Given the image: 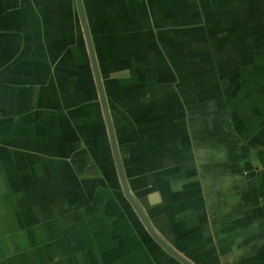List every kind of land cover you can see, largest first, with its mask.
<instances>
[{
	"label": "crops",
	"instance_id": "1",
	"mask_svg": "<svg viewBox=\"0 0 264 264\" xmlns=\"http://www.w3.org/2000/svg\"><path fill=\"white\" fill-rule=\"evenodd\" d=\"M158 1L81 0L93 44L94 37L103 33L116 46L138 42V50L150 54L153 43L159 41L162 46L172 47L169 50L173 53L174 9L168 7V2L160 6ZM183 19L188 23L189 18ZM69 43L80 53L81 63L69 61L73 58L66 49ZM84 43L74 0H0V217L4 219L10 213L12 222L16 218L20 224H29L30 235L41 251L40 257L33 250L28 256L30 247L23 249L26 256L22 260L14 259L12 253L5 254L0 264H181L151 238L122 190L118 200L124 201L123 213L118 222L112 221L116 230L111 226L107 229L112 217L106 216L103 188L98 189L101 192L94 190L91 200L103 206L102 211L93 212L103 214L101 224L85 223L75 216L78 211L69 216L61 211L66 206L79 209L76 190L69 193L64 188L69 182L73 188L83 178L84 173L73 162L78 161V154H87L79 139L84 132L79 125L83 129L91 125L85 121L84 110L95 114L91 126L94 137L102 143L103 155L107 153L113 160L106 126L103 130L105 122L100 123L101 106L99 100H94L95 83L89 58L84 59V55L88 56ZM262 48L254 49V53L261 56ZM157 51L158 48L154 50ZM254 53L249 54L254 57ZM158 54L164 57L166 50ZM98 65L102 75L99 62ZM82 75L91 82L84 83ZM158 89L161 91L153 99L154 105L158 107L156 111L164 113L159 129L169 136L166 125L174 122L173 134H184L185 113L186 109L191 113V105L186 103L184 93L182 99L174 93L173 84L166 82ZM82 90H86V99ZM160 96L162 100H158ZM107 101L112 115L108 97ZM201 103L204 111L195 122L199 129H205L199 134V149L185 147L186 155L193 151L199 158L180 161L182 154L169 151L173 161L163 164L164 173L156 190H149L145 182L137 180L138 175H128L129 166L123 159L129 139L120 134L139 132L118 133L112 115L129 189L160 236L194 264H264V260H258L264 257L263 251L255 255L251 244L242 240L228 243V237L239 235L242 207L259 200L264 206V186L261 192L254 187L256 181L262 180L261 172L264 175V101L256 102L254 110L246 113L243 133L235 121L239 115L236 108L220 101L214 108L215 118L210 120L206 108L211 107ZM207 120L214 123L213 131L206 125ZM145 137H140L139 144L145 143ZM251 151L255 159L250 158ZM60 155H70V159ZM156 161L163 162L161 158ZM80 162L85 166L87 160ZM253 170L255 175L246 179L247 172ZM237 177L241 182L233 184ZM66 220L71 227L64 223ZM69 231L75 234L70 245ZM257 243V247L264 245Z\"/></svg>",
	"mask_w": 264,
	"mask_h": 264
},
{
	"label": "rangeland",
	"instance_id": "2",
	"mask_svg": "<svg viewBox=\"0 0 264 264\" xmlns=\"http://www.w3.org/2000/svg\"><path fill=\"white\" fill-rule=\"evenodd\" d=\"M158 2L160 6L162 3L168 2V7L174 9L176 26L173 33L175 38L173 53L169 50H172V47L162 46L159 41L153 43L151 49L153 53L148 54L138 50L137 47L141 48L138 42L134 44L122 42L116 46L109 42L103 33L100 37H94V48L101 67V76L107 91L106 96L112 105L111 110L117 132H128L129 130L139 132V134H120L123 139H129L126 141L127 149L123 159L129 166L127 168L128 175H138L136 179L145 182L147 187L151 188L149 190L157 189V181L161 179L164 173L163 169H165L162 167L163 164L173 161V156L168 154L169 151H172V154H182L180 161L186 159L190 162L195 157L199 158L197 154L194 156L193 151L186 155L185 147L199 149V134H203L201 130H205L199 129L195 124L198 122L201 112L204 111L200 101L201 104L206 102L207 106L212 108H206V116L210 120L215 118L214 108L220 101L227 102L228 107L236 108L239 115L235 116V121L239 122L242 133L244 132L246 113L254 110L256 102L264 101V48H262L264 47V0H159ZM182 8L190 10L183 11ZM185 16L189 18L188 23L183 19ZM184 22L185 25H183ZM153 38H155L154 35ZM81 45L84 49L85 46ZM157 48L158 51L166 50L164 57L160 56L158 51L154 52ZM256 48H262L260 49V53H263L261 56L254 53ZM66 49L70 50L68 54L73 55V58L69 60L71 64L81 63L80 53L78 54L73 43L66 45ZM136 51L138 52L136 53ZM249 53H254L252 54L254 57H251ZM141 55H146V57L141 58ZM84 56L87 61L88 56ZM232 56L235 59L232 60ZM165 74L168 76H164ZM166 82L173 84L174 93L179 94L180 99L184 93L186 103L191 105V113H187V109L185 113L184 134H173L175 131L173 129L174 122L166 125L170 132L169 136L165 134V131L159 129L164 113L156 111L158 107L154 105L156 101L153 99L161 91L158 88ZM93 90L95 91L94 100L98 102L95 85ZM85 92L86 90L83 91V99H86ZM157 98L158 100L163 99L162 96ZM172 109L179 110L177 107ZM84 111L85 121L91 125L85 129L79 125L80 130H84L79 139L84 144V152L87 154H78V161L73 162L84 173L82 174L83 178L78 180L79 183L76 181L77 184L73 185V188L70 182L66 183L67 188H64L68 189L69 193L76 190L79 209H68L66 206L61 211L66 212L67 216L72 211H78L75 216L78 215L79 219L85 223L93 224L99 221L101 224L103 214L94 215L93 212L102 211L103 206L101 203L91 200L94 197V190L99 191V188H103L105 189L104 195L107 196V200H105L107 202L106 216L110 217L111 215L112 217L107 229L111 226L116 230L112 221L118 222L120 212L123 213L121 203L124 201H119L121 186L113 160L107 153L103 155L102 150L104 149L100 148L102 143H98L94 137L95 129H91L95 123V114L90 110ZM99 115L102 117L101 114ZM69 120L74 122L72 119ZM100 123L104 124L103 118ZM206 125L213 131L214 123L207 120ZM103 128L105 131V125ZM139 136H146L145 143L139 144ZM244 137L239 142L240 146ZM165 149L169 150L165 151ZM69 156L60 155L65 159H70ZM83 158L87 160L85 166L80 162ZM157 158H161L163 162L157 164ZM91 165L95 167V171ZM261 174L260 176L264 177L262 172ZM262 177H260L262 180L256 181L254 186L260 192L264 186ZM236 179L233 180V184L241 182L240 177ZM63 194L66 195L65 190ZM261 202L259 200V202L251 203L250 206L242 207L243 215L239 221V235L228 237L230 244L240 240L251 244L250 250L255 255L264 252L263 244L259 247L256 246L257 242H264V206L261 205ZM17 206L19 207L18 204ZM93 216H95L94 219ZM67 221L69 220L64 223L70 226ZM22 226L23 229L19 230ZM29 226V224H20L16 218L15 223L12 222L10 213L4 219L0 217V258L5 254L12 253L14 259L17 257L18 260H22L26 256L23 249L28 247H30L28 256L32 255V250L38 257L41 256L40 247L34 244V236L30 235ZM227 226L229 227L230 224ZM72 235H75L74 231L67 233L69 245L72 243ZM35 237L38 239L37 235ZM10 244L11 246H8ZM16 244L20 246L17 247ZM21 250L23 252H20ZM66 255L69 254L66 253ZM261 259L264 260V257L259 256L258 260Z\"/></svg>",
	"mask_w": 264,
	"mask_h": 264
},
{
	"label": "water",
	"instance_id": "3",
	"mask_svg": "<svg viewBox=\"0 0 264 264\" xmlns=\"http://www.w3.org/2000/svg\"><path fill=\"white\" fill-rule=\"evenodd\" d=\"M76 4V8L78 11V17L80 21V25L83 31L84 41L87 49L88 58L90 61L92 74L94 83L96 86V90L98 93V100L101 106V112L102 116L105 122L107 134H108V140L111 148V154L113 157L114 165L116 168L117 176L120 182L121 190L126 198V200L129 202L133 210L136 212L138 218L142 222L144 228L148 232V234L151 236V238L163 249L165 250L169 255H171L174 259L179 261L181 264H194L189 258H187L185 255L180 253L178 250H176L172 245H170L165 239H163L160 234L155 230L152 223L150 222L148 216L146 215L144 209L140 205V203L136 200V198L131 193L127 177L125 174L124 166L122 164V159L120 155V151L118 148L116 135L113 127V122L110 114V109L108 106V101L103 85L102 76L100 73L98 60L96 57V52L94 49V44L91 38L90 30L88 27L87 19L85 16V12L82 6L81 0H74ZM250 158L255 159L254 153L250 152ZM255 172L250 171L246 174V179H249L250 177L254 176Z\"/></svg>",
	"mask_w": 264,
	"mask_h": 264
},
{
	"label": "trees",
	"instance_id": "4",
	"mask_svg": "<svg viewBox=\"0 0 264 264\" xmlns=\"http://www.w3.org/2000/svg\"><path fill=\"white\" fill-rule=\"evenodd\" d=\"M88 60V59H87ZM90 77V76H89ZM82 78L84 79V83H88V82H91V79L89 78V80L87 79V75H82ZM88 80V81H87ZM106 89V88H105ZM107 92V91H106ZM179 97V96H178Z\"/></svg>",
	"mask_w": 264,
	"mask_h": 264
}]
</instances>
